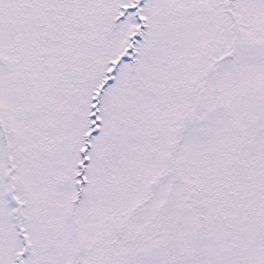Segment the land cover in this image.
Returning <instances> with one entry per match:
<instances>
[{
  "label": "snow or ice",
  "instance_id": "6c2138e0",
  "mask_svg": "<svg viewBox=\"0 0 264 264\" xmlns=\"http://www.w3.org/2000/svg\"><path fill=\"white\" fill-rule=\"evenodd\" d=\"M0 264H264V0H0Z\"/></svg>",
  "mask_w": 264,
  "mask_h": 264
}]
</instances>
